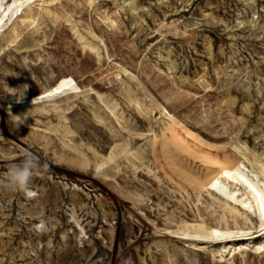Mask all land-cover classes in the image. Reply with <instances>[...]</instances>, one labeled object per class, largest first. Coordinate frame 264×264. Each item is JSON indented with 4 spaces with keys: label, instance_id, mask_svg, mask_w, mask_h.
Listing matches in <instances>:
<instances>
[{
    "label": "rangeland",
    "instance_id": "rangeland-1",
    "mask_svg": "<svg viewBox=\"0 0 264 264\" xmlns=\"http://www.w3.org/2000/svg\"><path fill=\"white\" fill-rule=\"evenodd\" d=\"M8 13L0 264H264V233L220 237L264 220V0H34ZM65 77L80 90L36 98ZM26 154L48 166L31 196L4 186Z\"/></svg>",
    "mask_w": 264,
    "mask_h": 264
},
{
    "label": "bare ground",
    "instance_id": "bare-ground-1",
    "mask_svg": "<svg viewBox=\"0 0 264 264\" xmlns=\"http://www.w3.org/2000/svg\"><path fill=\"white\" fill-rule=\"evenodd\" d=\"M30 1H34V0H13L12 2H6V0H2L0 1V8L3 9L4 11V15H6L8 12V14H10V10L11 11H19L21 9H24V6L27 2ZM10 3V4H7ZM10 18V16L8 17ZM2 20V18H0V21ZM70 92H76L78 90H80V85L76 82H73V79H71V77H65L62 78V80H60L58 86H56L55 88H53L50 91H46L45 93H42L40 95H38L36 98H42V97H63L65 94H67L69 91ZM23 101H21L20 99H14V98H9V105L12 106H18L22 103ZM218 232V230H216ZM170 232V231H168ZM264 233V220L262 223V226L260 228H258L257 230H254L253 232L251 231H242L240 233H231V234H227L224 236H220L221 238H227L228 241H240V240H245V239H255V238H259L260 236H262ZM164 234H167L164 233ZM175 235V234H172ZM188 234L184 233L183 235H181L182 237L186 238ZM194 239H198L201 241H206L205 238H202L201 236H195L193 237ZM208 240V239H207ZM214 243H217L216 241Z\"/></svg>",
    "mask_w": 264,
    "mask_h": 264
},
{
    "label": "clouds",
    "instance_id": "clouds-1",
    "mask_svg": "<svg viewBox=\"0 0 264 264\" xmlns=\"http://www.w3.org/2000/svg\"><path fill=\"white\" fill-rule=\"evenodd\" d=\"M47 164L41 165L39 158L34 154H26L24 159L20 163H13L5 176V187H8L14 191H20L28 196L32 193L29 189L32 178L36 175H40L42 169H46Z\"/></svg>",
    "mask_w": 264,
    "mask_h": 264
},
{
    "label": "water",
    "instance_id": "water-1",
    "mask_svg": "<svg viewBox=\"0 0 264 264\" xmlns=\"http://www.w3.org/2000/svg\"><path fill=\"white\" fill-rule=\"evenodd\" d=\"M1 100L4 101V102L6 101V99H4V97H1Z\"/></svg>",
    "mask_w": 264,
    "mask_h": 264
}]
</instances>
